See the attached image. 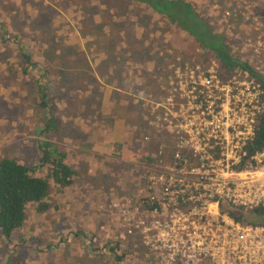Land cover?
Wrapping results in <instances>:
<instances>
[{
  "label": "rangeland",
  "instance_id": "obj_1",
  "mask_svg": "<svg viewBox=\"0 0 264 264\" xmlns=\"http://www.w3.org/2000/svg\"><path fill=\"white\" fill-rule=\"evenodd\" d=\"M217 1L202 3L203 10L200 12V17L208 23L212 31L230 39L227 46L232 56L246 62L253 72L261 75L254 69V67L257 68L254 59H247L248 57H245L244 53L247 51V42H255L257 36L264 33V26L261 23V19L264 17V0H224V5L232 2L230 7L227 5L230 8L228 12H231L232 15L227 18L223 8L214 3ZM132 4L137 6L133 7ZM132 4L127 5V8L132 12H126L122 16V13L117 12L118 5L113 3V0H0L2 10L6 12L7 7V10L12 7L16 11L11 18L6 17L2 20L6 24L3 26L6 29L4 37L8 42L7 45L0 43V155L13 153V146L17 143L19 135L17 133L20 124L19 113L25 111L26 130H31L33 118L30 114L34 115L37 112L29 100L30 94H33L31 77L35 72L27 69L29 74H23L19 68V57L14 58L12 54H17L19 50L22 53L23 47L32 48L30 52L33 54V59L39 62L41 61L40 57L59 64L69 61L73 67H80V69L92 62L93 67L98 69L102 67L108 57H112L119 46L123 45L128 48L123 59L130 58L126 63L128 65L125 71L126 75L120 74V68L117 65L116 69L112 70L115 76H111L119 79L117 84L120 89L131 85L121 86L122 78L137 81L135 84H138L141 90L146 87V91L140 95V108L132 106L135 100L130 105H124L118 109L116 105L111 107L107 101L109 94H103L106 99L98 113L107 114L110 110L115 112L119 109L122 111L114 121L111 133L108 130L109 125L103 118L101 124L98 125V119H94V116H86L90 110L86 109L84 105L77 106V114L72 115L71 118L66 117L70 120L69 124L73 126L67 128L65 133L73 137L69 144L77 146L80 143L82 147L79 150L80 154L86 156L85 160L93 156L92 161L94 160L95 165L89 167L83 165L85 161L80 159V155L75 149L74 154L70 155L71 157L67 158L66 162H70V160L75 163L80 162L76 166L80 179H75L73 186L65 191L54 192L55 190H52L50 192L52 206L47 213H42L38 217L32 216V208H29L31 211L25 220V234L20 235L21 241L15 242L14 239L10 243L6 241L1 243L0 241V264H2V258L6 260L4 264H57L55 261L50 262L52 258H56V261H59L58 264H77L78 262L81 264H146L147 251L142 237L138 235L137 231H134L130 236L125 235L124 227H120L117 210L114 207L110 209V203L119 201L134 207L133 201L141 196L144 186H140L139 183L148 175L155 176L162 173L161 166L169 163L176 142L181 141L182 144L185 142V148L190 151H192L191 146L197 150L201 149L203 141L193 139L191 134L188 135V138L185 135L186 137L182 136L180 140H176L155 119L165 111L166 104V110L175 108L177 120L179 118L188 120L192 115L191 111L187 109L190 103V97H185L187 92L193 86L198 90L203 79H207L209 76L215 77L222 70L211 51L200 48L182 31L176 32L171 29L169 33H165L166 27L162 26L159 19L155 22L156 18L147 14L148 10L145 4L135 2ZM110 6H112L111 9L107 8ZM251 9H254L261 17H254L252 23L249 24V20L252 18L249 15ZM242 10L245 11L244 14H242ZM98 13L101 15L99 23L95 17ZM107 14L121 16L109 19ZM234 14H239L246 25H241V21ZM72 29H77L79 35H71ZM118 29L123 32L120 34L122 36L121 44H109L108 34L115 36L114 32ZM255 30L261 33L258 34ZM13 35L18 37L22 35L23 38H20L22 43L19 42L17 36L13 40L11 38ZM16 42L21 44L18 50ZM134 59L136 60L133 63ZM132 69L136 70L133 72L134 74L147 78L151 88H148L146 83L142 84V80L139 81V78H135L136 75L134 76ZM238 73L247 74L237 70L236 74ZM82 75H85L82 77H87L85 70L82 71ZM36 76H40V74H36ZM111 76H108L109 78L99 76V82L109 80L108 83H114V78ZM215 78L218 79L217 76ZM230 78L228 79L230 80ZM65 80L61 83H59V79L55 81L59 89L57 90L58 98L60 100L71 99V102L75 101L72 104L74 105L79 104L78 100L81 98L88 100L89 97H93V100L90 101V107L93 108L96 103L95 99L100 96L96 89L90 84L87 85V80L84 79L81 83L84 90L79 94V98L74 100V97L72 99L70 93L65 90L70 87L65 84ZM180 89L184 92L179 91ZM54 93L52 91L53 96ZM147 96L152 97L149 99ZM101 99L102 97L99 100ZM138 109L140 110L138 111ZM62 115L65 116L63 113ZM90 119H94L96 127L85 134L79 132V129H86ZM132 121L135 125L139 123L144 126L139 128L131 126L128 123H132ZM255 123L256 121L251 126H254ZM91 134H94V137L108 134L110 137L108 140L99 138L87 142L86 139ZM167 134L169 135L168 139H166ZM137 137L138 139H136ZM141 137L145 138L141 139ZM149 137L150 141H157L158 151L153 155L160 154V156L159 159L156 158L155 164H149L147 171L153 172L158 169L160 173L146 174L147 171L145 169L143 171L144 165L142 167V163L139 162L141 141L149 142ZM167 142H170L171 145H167ZM20 143H24V141L21 140ZM94 146L113 153L115 159L109 160L106 157H110V155L102 154L101 160L97 161L94 157L97 156ZM187 150L183 151V158L189 154ZM63 151H65L64 147ZM212 152L215 159L219 158L220 151L217 147ZM35 155L40 156L41 154L35 150L22 152V156L27 161H30V158ZM21 159L17 158V160ZM104 160H107L106 165L103 163ZM194 162H196L195 158L190 160L187 157L184 163L192 166L195 164ZM109 199V204H105ZM219 211L226 213L223 203L219 204ZM80 224L91 230L94 228L97 230V238L100 239L97 247L100 249L103 246L104 249L103 257L100 259V251L90 253V247L86 244L87 235L85 237L79 235V240L72 237L71 234L76 230L75 226ZM32 237H39L36 249L33 251V243L29 241ZM80 239H82L81 243H79ZM14 244L23 246H14ZM12 256H16L18 262L14 258L8 261V258ZM96 258L98 259L96 260Z\"/></svg>",
  "mask_w": 264,
  "mask_h": 264
},
{
  "label": "built area",
  "instance_id": "obj_2",
  "mask_svg": "<svg viewBox=\"0 0 264 264\" xmlns=\"http://www.w3.org/2000/svg\"><path fill=\"white\" fill-rule=\"evenodd\" d=\"M246 50L264 76V33ZM232 75L226 81L209 76L201 89L187 92L188 120H177L175 108L166 110V104L156 119L176 140L191 134L203 141L201 149L176 142L162 173L145 177L134 207L110 203L125 235L137 231L142 237L146 264H264V226L241 225L219 211L220 203L241 211L264 208V147L239 163L261 111V91L255 78ZM186 150L196 160L192 166L184 163Z\"/></svg>",
  "mask_w": 264,
  "mask_h": 264
},
{
  "label": "trees",
  "instance_id": "obj_3",
  "mask_svg": "<svg viewBox=\"0 0 264 264\" xmlns=\"http://www.w3.org/2000/svg\"><path fill=\"white\" fill-rule=\"evenodd\" d=\"M209 1L213 2V0H113V3L118 5L116 7L117 12H119V14L122 13L121 14L122 16L126 12H132V10H129L127 8V5L132 4L133 2L145 4L146 9L148 10L147 14L149 16L152 15V18L155 17L156 18L155 22H157L158 21L157 19H159V21L162 22V26L166 27L164 31L165 33H169L171 29L175 30L176 32L182 31L187 37L191 38V41L196 43L200 48L211 51L214 58L218 60L220 70H222L220 73L216 74L218 80L222 81L230 78L232 74H236L237 70H239L240 72L244 71L245 73H247V75L257 80L261 91L259 95V101L261 103V111L258 114L256 118V123L253 126L252 136L245 142L242 148V151L244 152V156L241 158V161L239 162L240 164H242L243 161L248 160L250 156H252L255 152H259L264 147V76L256 74L255 72L252 71L251 67L246 62H242L240 59L232 56L229 53V47L227 46L228 44L227 42H230V39L224 37L223 34H218L217 32L212 31L208 23L203 18L200 17V12L203 10L202 3ZM214 3L219 4L223 8L224 15L226 16V18L229 15H232L231 12H228V9H230L229 7L231 6L232 2L224 5V0H218L217 2ZM132 5L133 7L137 6L136 4H132ZM227 5L229 7H227ZM111 7L112 6L107 8L111 9ZM7 9L8 7L6 8V12H5L0 7V43H2V45H7L6 43L8 42V40L4 37L6 34V29L3 26L4 25L6 26V24H4L2 20L6 17L11 18L16 13L15 9H13L12 7L9 10ZM244 13L245 11L242 10V14ZM113 15H115V18L121 16L117 14H113ZM251 16L258 18L261 17V15L256 13L254 9L253 10L251 9ZM235 17L241 21L240 23L241 25H246V22L243 21V18L239 14H236ZM40 18L42 19V16H40ZM226 18H224V20H226ZM251 20L252 18H250L249 21ZM261 23L264 24V17L261 19ZM114 33L115 36H111L110 34H108L109 44H118L122 42L121 40L122 36H120V34H122L123 32L120 29H118ZM16 36L13 35L11 38L15 40ZM21 37L22 35H19V37L17 36L19 42L22 43V40L20 39ZM19 42H16L17 50L21 46ZM248 42L250 43V45L253 44V42L251 41ZM31 50L32 48L26 49L23 47L22 53L19 52L20 50L17 52V54L12 53L14 55V58L19 57L18 58L20 60L19 68L21 69V72L23 74L26 73L29 74L27 69H29L32 72H35L31 77L32 78L31 88L33 90L32 91L33 94H30L29 100L31 101L33 108L37 110V112H35L34 115L30 114V116H32L33 118L32 120L33 124L31 130H26V126H25L26 117L24 114L25 111L23 113L22 112L19 113L18 119L20 124L19 127L17 128V133L19 134L18 141L15 144V146H13L14 147L13 150L8 149V150H12L13 153L12 154L2 153L0 155V241L1 243H5V241L10 243L12 242L13 239L15 240V242L21 241L20 235L23 236L25 234V220L27 214L31 211L29 210V208L30 207L32 208V216L38 217L42 213L45 212L47 213L49 208L52 206V199L50 196V192L52 190H55L54 192L65 191L66 189H69L71 186H73V181L75 179H80V174L77 172L76 166L66 162V159L70 158L71 157L70 155L74 154L75 149L68 147L66 141H63L62 139L64 138V135H66L65 134L66 129L73 126L71 124H62L61 120L54 115L55 109L53 108V100L57 99L55 97L57 93L54 91L55 92L54 96L52 94L49 95L48 91L45 89L46 79L51 76H54L55 73H58L59 71L63 70L67 76L65 80V84L70 86L69 88H65V90L67 93H70L69 94L70 97L72 98L74 97V100H76L77 98L75 96H77V94H81V91L84 90L81 87V83L82 81H84V79H86L87 85L89 84L92 85L96 89V92L100 94L99 98L97 97L95 99L96 103L94 104L93 108L90 107L91 105L90 101L93 100V97H89L88 100L86 98L80 99V103L86 106V109L90 110L86 114V116H90V117L94 116V119L103 118L109 125V128L112 124L111 115L107 116L98 113V110L100 108V103L104 99L103 94L106 92V90L104 89V85H108V81H109L107 80L100 83L99 76L101 78H109L111 75L115 76L114 72L113 73L111 72L110 76L108 77V69L106 70V68H104L102 72L99 73L96 68H93L91 66L92 62H90L86 64L84 68L87 69L93 68L91 69V72L95 73L97 77L85 78L82 77L83 69L81 68L78 72H76L71 62L64 61L62 63V68L59 63H54L53 61L49 62L50 60H46L42 57H40L41 61L39 62L33 59V54L32 52H30ZM230 50H231V46H230ZM127 51L128 48L121 45L112 55L113 59L117 61V64H115L116 62L114 63L113 69H116V66L119 65L120 74H122L123 76L126 75L125 71L128 68V65L126 63L130 59V58L123 59ZM135 60L136 59L133 60V63L135 62ZM107 61H111V56L108 57L104 63L106 64ZM35 63L38 64L39 66L36 65ZM54 65L55 67H53ZM135 71H136L135 69L134 70L132 69V73ZM36 74H40V76H36ZM135 75L136 74H134V76ZM112 76L111 78H114L113 81L115 82V86H113V88L111 89L110 94L108 92L109 95L107 101L109 102V101L117 100L122 105H130V103L135 100V103L137 104L133 102L132 106L139 107V104L141 103L139 93L145 92L146 87L143 90H140L139 85L135 84L137 83V81L135 82L133 80L130 81V79L125 80L124 78H122L121 86H124L125 84H131V85L126 88L120 89L117 84V80L119 79H117V77H112ZM140 77H141L140 75H136L135 78H139V81L142 80L141 83L142 84L146 83L147 86V84L149 83L147 78L145 77L140 78ZM59 83H61V79L59 80ZM49 87L50 90H59L57 88V84L55 83L49 84ZM148 88H151V84H148ZM101 97L102 99L99 100ZM151 97L152 96H150V98ZM68 110L69 113H71L70 115L77 114L76 112L77 109L74 107L73 108L70 107ZM139 110L140 109H138V111ZM121 112H122L121 109H119L118 111H116V113L114 112V114L116 117H119L121 115ZM66 115L67 112L65 116ZM94 119H90V123L88 124L86 129H79V132L85 134L86 132L93 130L96 127L94 124ZM128 124H130L131 126L134 125L135 127L137 126L138 128L144 126V124L142 125L139 123L135 125L133 121L132 123L130 122ZM10 128L7 129L9 130ZM147 136H149V134H147ZM109 137L110 135L105 136L104 134H100L98 135V137H94V134H91L89 138H92V140L94 141V139H99V138H104L105 140H108ZM150 137H149V142H146L144 140H143L144 142L141 141V146H140L141 156L139 158V162L142 163V167L144 165L143 171L144 169L145 171H147V167L149 166V164H153V163L155 164L156 158L159 159L160 156V154H158L157 156L153 155L158 151V146H157V141L154 142L150 141ZM4 138L10 142V140L7 137L4 136ZM144 138L145 137L143 138L141 137V139ZM168 138L169 135L167 134L166 139ZM136 139H138V137ZM21 140H23L24 143H20ZM158 144L160 143L158 142ZM167 145H171L170 142H167ZM63 147L65 148V151H63ZM159 149L162 150L161 148ZM30 150H35L41 155L40 156L35 155V157L30 158V161H27V159L24 156H22V152H28ZM112 154L113 153H111L110 157H106V158H109V160L115 159V155ZM94 157L97 161L101 160L100 156L98 155ZM17 158L19 159L22 158V159L17 160ZM106 161L107 160H104L103 162L105 165H106ZM150 173H160V171L158 169L153 172L147 171L146 174H150ZM146 174L144 173V176H146ZM144 180H141V182L139 183L140 186L144 185L145 183ZM109 202L110 199L105 204H109ZM225 211L227 215H229L228 217L232 219L234 222L249 226H264V210L261 208L242 212L233 208H229V207L227 208V206H225ZM75 229H76L75 232L71 234L72 237L79 240V235L83 237L87 235L88 241L86 242V244L90 247L89 248L90 253H93L94 251L96 252L100 251L101 253L99 255V259L103 257V252H104L103 246H101L100 249H98L97 247V243L98 241H100V239L97 238L98 237L97 230L95 228L91 230L89 227L83 226L82 224L78 226L76 225ZM38 239L39 237H32L31 239H29V241L33 243L32 251L36 249ZM81 242L82 239H80L79 243ZM16 245L18 244H14V246ZM18 246L22 247L23 245L21 244ZM12 257H9L8 261L9 259H12ZM14 259L16 262H18V260L15 257ZM97 259L98 258H96V260ZM52 261H55L57 264L59 263V261H56V258H52L50 262ZM63 261H66V259H63ZM78 263L81 264L80 262Z\"/></svg>",
  "mask_w": 264,
  "mask_h": 264
},
{
  "label": "crops",
  "instance_id": "obj_4",
  "mask_svg": "<svg viewBox=\"0 0 264 264\" xmlns=\"http://www.w3.org/2000/svg\"><path fill=\"white\" fill-rule=\"evenodd\" d=\"M246 45L248 46V45H250V43L247 42ZM247 50H249V48H248ZM115 62H117V61L114 60V59H113V56H112V57H111V61H107L106 64L103 63V64H102V67H99V68L97 69L98 72L100 73V72H102V70H103L104 68H106V70L108 69V76H110V74H111V72H112V70H113V65H114ZM107 64H108V65H107ZM60 66H61V68H62V64H60ZM91 66L93 67L94 64H91ZM73 68H74V70H75L76 72H78V70L80 69V67H79V68H78V67H73ZM93 68H94V67H93ZM93 68H91V69H93ZM82 69L86 71V73H87V77H90V78H92V77L96 78V77H97L95 73L91 72V69H87V68H82ZM82 76H85V75H82ZM66 78H67V76H66V74H65V72H64L63 70L59 71L58 73H55L54 76H51V77L47 78L46 81H45V82H46L45 89L48 91L49 95L52 94V91H53V92L55 91V92L57 93V90H52V91L50 90L49 84H51V83H55V81H57L58 79H59V80L61 79V81H64ZM114 83H115V82H114ZM114 83L109 82L108 85H104V89L106 90L105 94H108V92H109V94H110V91H111V89H112L113 86H114ZM55 84H56V83H55ZM55 97H56L57 99L55 100V103H53V108L55 109V114H54V115H55L56 117H58V118L61 120V123H62V124H65L66 122H67V124H69V123H70V122H69L70 120L67 119L66 117L71 118L72 115H70L71 113H69V110H68V109H69L70 107H71V108H73V107H74V108H77V106L81 107L82 104L80 103V100H78V101H79V102H78L79 104H74V105H72L73 102H75V101L71 102V99H66V98H64L63 100H60V99L58 98L57 95H56ZM75 97L79 98V94H77V96H75ZM77 98H76V99H77ZM72 99H73V98H72ZM105 99H106V98L104 97L103 101H104ZM103 101L100 103V106L102 105ZM109 102H110L111 104H113V105H116V106H117V109H118L119 107H121V106L123 107V105L120 104L117 100H113V101H109ZM109 102H108L109 106L112 107V105H111ZM117 103L119 104V106H118ZM109 109H111V108H109ZM66 112H67V115H66V116H63L62 113L65 115ZM115 112H116V111H115ZM104 115H107V116H108V115H111V117H112V124H111L110 128L108 129V130H109V133H111V132H112V126H113V124H114V121L117 119V117L115 116L114 112H110V111H109L107 114H104ZM97 122H98V125H100L101 122H102V119L99 118V119L97 120ZM109 133H108V134H109ZM108 134H107V135H108ZM72 139H73V137H72L71 135L66 134V135H64L63 141H66L68 147L70 146L71 148L76 149V150H77V153L80 154V151H79V150L82 149L81 145H79V144H77V146H76V145H70L69 142H70ZM89 140H92V138H88V139H87V142H88ZM124 142H125V141H124ZM94 148L96 149L95 153H96L98 156H101L102 154L111 155V153H110L108 150L103 151V150H101L100 148H97V146H96V147L94 146ZM107 149H108V148H107ZM80 157H81V159L83 160L86 156L80 154ZM89 158H90V159H86V160L84 159L85 162H83V165H87L88 167H89V166H93V165H95L94 162L92 161V156L89 157ZM68 163L77 166L80 162H79V163H75V162H73V161L70 160V162H68ZM14 257H16V256H13L12 258H14ZM4 259H5V258H2V260H1V263H2V264H4L5 261H6V260H4Z\"/></svg>",
  "mask_w": 264,
  "mask_h": 264
},
{
  "label": "flooded vegetation",
  "instance_id": "obj_5",
  "mask_svg": "<svg viewBox=\"0 0 264 264\" xmlns=\"http://www.w3.org/2000/svg\"><path fill=\"white\" fill-rule=\"evenodd\" d=\"M76 8L78 9V7H76ZM95 17H96V19H98V23H99V20H100V18H101L100 13H98ZM108 18H109V19H112V18L115 19V15L110 14V15L108 16ZM72 34H78V35H79V31H78L77 29H72V30H71V35H72ZM78 35H77V36H78ZM130 81H131V80H130ZM140 90H141V89H140ZM141 94H143V92H140V93H139V95H141ZM139 95H138V96H139ZM147 97H148V96H147ZM148 98H149V97H148ZM149 99H150V98H149ZM147 103H148V102H147ZM141 106L143 107V105H141ZM123 107H124V105H123Z\"/></svg>",
  "mask_w": 264,
  "mask_h": 264
},
{
  "label": "water",
  "instance_id": "obj_6",
  "mask_svg": "<svg viewBox=\"0 0 264 264\" xmlns=\"http://www.w3.org/2000/svg\"><path fill=\"white\" fill-rule=\"evenodd\" d=\"M249 15H250V17H252V20L249 22V24H251V23H252V21H253V18H254V17H253V16H251V13H250ZM249 24H248V25H249ZM249 26H250V25H249ZM263 26H264V24H263ZM255 31H257V30H255ZM257 33H258V34H260L261 32L257 31ZM251 42H253V43H254V41H251Z\"/></svg>",
  "mask_w": 264,
  "mask_h": 264
},
{
  "label": "bare ground",
  "instance_id": "obj_7",
  "mask_svg": "<svg viewBox=\"0 0 264 264\" xmlns=\"http://www.w3.org/2000/svg\"><path fill=\"white\" fill-rule=\"evenodd\" d=\"M166 106V105H165ZM113 203V202H112ZM263 208V207H262ZM231 210V209H230ZM263 210H264V208H263ZM229 216V215H228ZM231 216V215H230Z\"/></svg>",
  "mask_w": 264,
  "mask_h": 264
}]
</instances>
